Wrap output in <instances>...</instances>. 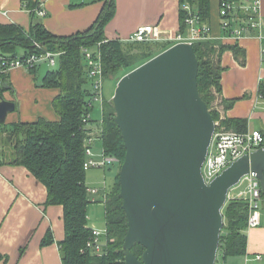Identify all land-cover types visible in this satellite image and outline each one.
<instances>
[{
  "label": "trees",
  "instance_id": "trees-1",
  "mask_svg": "<svg viewBox=\"0 0 264 264\" xmlns=\"http://www.w3.org/2000/svg\"><path fill=\"white\" fill-rule=\"evenodd\" d=\"M178 2L180 31L185 29L184 19L190 14L196 15L199 23H208L210 0ZM185 4L189 6L190 11L183 9ZM23 5L31 9L32 20L28 30L15 23L0 22V71L4 64L2 59L5 58L7 60L14 57L23 58L46 51L58 53V69L49 70L46 78L37 83L38 86L59 90L52 100V107L58 115V120L51 121L38 117L33 121L0 124V165L8 163L25 167L46 189L43 206L62 207L63 238L56 242L61 264H124L122 243L127 230V220L121 207V198L118 196V173L113 184L109 187L106 185L103 189L106 246L98 253L93 247L86 245L92 228L88 226L87 207L90 193L85 184L86 169L83 167L84 139L88 137L91 129L88 122H83V118L90 112L92 97L91 90L84 89L88 76L83 48L91 49L100 42L98 48L103 78H113L117 81L122 75L156 55L158 52L153 51L152 54L139 57L140 52L146 50L147 46L154 48L155 44L107 39L104 36L102 29L114 13V0H104L102 12L87 31L68 36L54 35L44 27L37 19L36 2L26 0ZM192 46L198 60V91L206 102L212 118L224 129L244 130L246 127L244 119L221 117L216 109L218 105L226 109L232 104L231 100L221 96L220 79L223 71L221 53L230 49L242 63L243 51L236 44H221L212 38L194 42ZM18 48L23 49L21 55L17 51ZM164 48L165 46L161 50ZM133 49L140 51L135 54ZM28 70L36 78L37 67H29ZM119 74L121 76H118ZM0 79L2 83L7 81V74L0 72ZM4 91L5 88L1 85V98ZM114 114L111 100H104L100 132L103 153L115 157L119 167L125 149L120 130L113 119ZM111 163L113 162L101 168L110 166ZM261 195H264V189H261ZM222 212L224 226L220 232L219 242L222 257L241 255L245 252L246 246L244 229L248 217L247 203L241 198L228 199ZM54 241L52 231L47 229L41 244ZM132 251L140 257L143 247L135 245Z\"/></svg>",
  "mask_w": 264,
  "mask_h": 264
},
{
  "label": "water",
  "instance_id": "water-1",
  "mask_svg": "<svg viewBox=\"0 0 264 264\" xmlns=\"http://www.w3.org/2000/svg\"><path fill=\"white\" fill-rule=\"evenodd\" d=\"M48 72L49 63L41 62L37 82ZM197 75L192 44L180 42L116 84L113 119L125 149L118 170L127 220L124 264H215L229 190L250 172L264 189V143L205 182L201 168L216 123ZM14 109L13 101L0 99V124ZM135 245L143 247L140 257L132 251Z\"/></svg>",
  "mask_w": 264,
  "mask_h": 264
},
{
  "label": "crops",
  "instance_id": "crops-1",
  "mask_svg": "<svg viewBox=\"0 0 264 264\" xmlns=\"http://www.w3.org/2000/svg\"><path fill=\"white\" fill-rule=\"evenodd\" d=\"M25 1L0 0V22L15 23L28 30L32 15L31 9L23 5ZM33 1L36 2L37 19L57 36L87 31L104 6V0ZM257 1L259 18L264 22V0ZM114 2V13L102 29L107 39L125 41L137 26L153 24L159 31V39L152 42L155 44V51L159 53L164 46V49L171 46V39L177 33L188 32L187 26L180 31L178 0ZM209 5L207 24L210 27V37L221 44H236L244 53L242 63L230 49L221 53V96L231 100L232 104L226 109L218 105L220 116L244 119L246 127L242 131L257 129L264 135V61L260 52L264 43V27L254 33H245L239 38L230 37L220 27L219 0H210ZM38 9L45 11V15H39ZM96 48L97 44L88 49L93 51ZM18 53L21 55L23 49ZM57 57L58 53L55 58ZM6 74L5 83L9 88L2 95L4 99L15 103V109L7 114L5 123L33 121L38 117L58 120L52 107V100L59 93L57 88L38 86L35 75L23 66L13 67ZM116 161L111 164L117 165ZM239 188L238 186L237 191ZM45 198L44 185L25 167L8 163L0 165V264H61L56 242L63 238L62 207H44ZM47 229L52 231L55 241L41 244ZM244 232L245 252L232 255L237 256V259H230L232 264H264V195H261L260 200V224L255 227L246 226ZM217 254L223 256L221 251ZM256 255L260 258L257 259Z\"/></svg>",
  "mask_w": 264,
  "mask_h": 264
},
{
  "label": "built area",
  "instance_id": "built-area-1",
  "mask_svg": "<svg viewBox=\"0 0 264 264\" xmlns=\"http://www.w3.org/2000/svg\"><path fill=\"white\" fill-rule=\"evenodd\" d=\"M240 2V3H239ZM232 1V0H220L218 5V15L220 18V27L230 37L239 38L245 33H254L256 30L264 27V22L259 18V5L257 0L252 1ZM183 9L190 11L187 4ZM39 15H45V11L38 9ZM185 24L188 28V32L177 33L171 40L172 44L180 42H186L193 44L197 41H203L211 39L209 31L210 27L207 23H199L198 18L194 14L188 15L185 19ZM236 24V25H235ZM257 37L262 39L260 34ZM159 39V31L153 24H143L137 26L131 35L128 37V41L132 42H152ZM100 42L97 43V47ZM261 56L264 61V43L261 45ZM83 55L86 63V72L88 78H91L92 99L104 100L102 91V67H101V55L98 48L91 51L88 48H83ZM57 53L46 51L42 54H31L27 57H14L10 60L2 59V69L0 72L7 73L9 69L16 66H23L25 68L38 67L41 62L47 61L49 63V70L55 65ZM3 58V57H1ZM94 78V80H93ZM0 79V86L2 85ZM1 99V97H0ZM89 121V114L83 118V122ZM216 128L213 133L212 141L208 148L207 155L202 164L201 172L206 183L210 182L215 176H217L223 169H225L232 161L237 159L243 154H249L264 143V135L260 130L251 129L246 131H235L230 129H224L216 121ZM84 154L85 161L83 163L84 169L91 166L104 167L107 163L116 161L117 159L112 156H108L102 153L100 154V160L94 161L93 155L90 150L92 133L88 134V137L84 139ZM241 186L237 193L229 191L227 194V200L231 198H241L247 203L248 217L247 227H255L260 224V200H261V184L259 179L254 173L245 175L239 182ZM106 187H103L105 189ZM90 194L98 193L100 190L96 188L88 189ZM101 233L97 229H91V235L88 238L86 245L93 247L96 252H101V244L99 243V237ZM259 259L260 256L256 255Z\"/></svg>",
  "mask_w": 264,
  "mask_h": 264
},
{
  "label": "rangeland",
  "instance_id": "rangeland-1",
  "mask_svg": "<svg viewBox=\"0 0 264 264\" xmlns=\"http://www.w3.org/2000/svg\"><path fill=\"white\" fill-rule=\"evenodd\" d=\"M152 48L153 46L149 48L147 46L146 50L140 52L141 55L139 57L155 51L154 48L153 49ZM20 49L21 48H18L17 51L19 52ZM133 51L136 54L140 50L136 51V49H133ZM58 67H59V61L58 59H56L55 65L51 67V70L55 71L58 69ZM118 76L121 75L119 74ZM118 80L115 81L113 78H102V91L105 101L109 99L111 100V97L114 93L116 83L118 82ZM84 89H90V90L92 89L91 78L88 77L86 78V82L84 83ZM216 109H218V107ZM101 123H102V101L100 99L97 100L92 99L91 109L89 112L88 126L91 129V133H92L90 150L92 152V155L94 156L93 160L96 162L100 160V154L103 151L102 141L100 138ZM118 168L119 167L117 165H112V164H110V166H107L105 168L91 166L87 168L85 172V184L87 188L88 189L96 188L100 190L98 193L88 194V198L90 202L87 207V214H88V226L90 228L99 230L101 233L99 237L101 250H103V248L106 246L105 215H104V205H103L105 197L103 194V187H106V185L109 187L113 184L116 174L118 173L119 170ZM238 186H241L243 188V186L239 183L238 185L232 187L229 191L237 193ZM230 259H237V256L226 257V259H223L219 254H217L215 264H232V261ZM235 264H237V262Z\"/></svg>",
  "mask_w": 264,
  "mask_h": 264
}]
</instances>
